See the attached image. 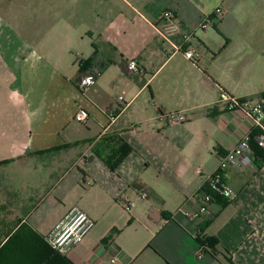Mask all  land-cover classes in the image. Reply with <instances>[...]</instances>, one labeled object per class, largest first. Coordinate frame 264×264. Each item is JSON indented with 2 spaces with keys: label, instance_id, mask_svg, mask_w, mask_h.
Listing matches in <instances>:
<instances>
[{
  "label": "crops",
  "instance_id": "0c3cea01",
  "mask_svg": "<svg viewBox=\"0 0 264 264\" xmlns=\"http://www.w3.org/2000/svg\"><path fill=\"white\" fill-rule=\"evenodd\" d=\"M165 11L192 35L195 62L157 37ZM87 73L95 84L81 89ZM222 93L264 103V0H0V245L21 226L45 242L77 208L94 227L65 255L72 264H264V163L253 151L254 168L223 172L234 198L191 216L195 170L214 173L246 135L256 145L252 121ZM179 111L186 122L162 119ZM115 138L131 152L111 171ZM52 196L67 206L41 230L31 217ZM30 247L17 240L11 264H40L23 257Z\"/></svg>",
  "mask_w": 264,
  "mask_h": 264
},
{
  "label": "built area",
  "instance_id": "2783aa9c",
  "mask_svg": "<svg viewBox=\"0 0 264 264\" xmlns=\"http://www.w3.org/2000/svg\"><path fill=\"white\" fill-rule=\"evenodd\" d=\"M222 14L221 8L214 10L215 19L221 18ZM211 26L212 22L210 20H204L200 24V29L206 30ZM155 31L162 43L171 45L174 48L173 52L182 53L187 61L195 62L200 58L198 52L189 49L187 46L192 35L180 30L170 11H165L162 14L160 23L155 26ZM127 68L133 73L140 72L138 64L133 60L129 61ZM94 84L95 75L93 73L84 74L79 81L81 89L90 88ZM220 98L229 110H241L245 117L252 121L254 128L258 131L254 137L255 144L258 148L264 149V103L249 99L237 100L227 96L225 93H222ZM118 100L122 108L126 107L127 103L124 102L122 97H118ZM86 119L87 115L83 111L78 112L74 117V121L77 123H84ZM162 119L169 124H181L186 122L187 116L184 111H179L167 114ZM111 120H114V118L112 117ZM249 142V135L242 137L234 149L221 158L214 173L204 175L200 168L195 170V174L202 178L203 189L198 210L191 215L193 218L200 220L202 215L208 213L209 206L214 201V196L221 197L227 201L234 198L233 191L223 181V172L229 166L254 168ZM144 196L142 195V197ZM120 203L125 211H130L134 206L132 203L122 201ZM93 227L94 222L86 213L73 208L53 227L47 237V241L58 253L66 255L72 247L78 245L85 238ZM201 255L202 252H199L197 256L200 257ZM117 262L116 258L110 260V264H116Z\"/></svg>",
  "mask_w": 264,
  "mask_h": 264
},
{
  "label": "trees",
  "instance_id": "16d2710c",
  "mask_svg": "<svg viewBox=\"0 0 264 264\" xmlns=\"http://www.w3.org/2000/svg\"><path fill=\"white\" fill-rule=\"evenodd\" d=\"M86 62L81 63L80 68L81 71H84ZM264 98V93L261 95ZM258 132H254L251 138L255 137ZM119 149L117 151V157L111 159L106 163L108 168L111 171H114L117 166L123 161L126 156L131 152L130 147L124 143V141L120 138H115L114 140ZM253 140H250L249 144L250 147L255 155L260 156V162L264 163V153L263 150L258 148L256 145H253ZM59 148L53 149V151H58ZM262 153V154H261ZM216 199H221V197L214 196ZM226 199H224V202ZM224 203H222L223 205ZM27 237V238H26ZM19 240L22 242V245L27 246L30 245V249L23 248L21 253L23 257L26 258L27 261L36 260L40 262V264H72V262L66 258L65 255L58 253L54 250L50 244L48 243L47 239L45 242L29 227L21 226L15 233H13L3 245H0V264H11L13 260L12 253H9L11 247L15 245L16 241ZM34 242L32 243V241ZM25 241V242H24ZM31 241V242H30ZM199 243L204 248H209L211 250L217 244V240L212 237H203L199 239Z\"/></svg>",
  "mask_w": 264,
  "mask_h": 264
},
{
  "label": "rangeland",
  "instance_id": "374dc122",
  "mask_svg": "<svg viewBox=\"0 0 264 264\" xmlns=\"http://www.w3.org/2000/svg\"><path fill=\"white\" fill-rule=\"evenodd\" d=\"M66 202L56 200L54 196L44 199L39 208L31 217V221L37 223L41 230L47 228L57 216L65 210Z\"/></svg>",
  "mask_w": 264,
  "mask_h": 264
}]
</instances>
